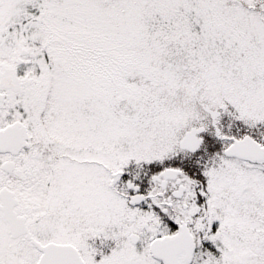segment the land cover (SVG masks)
I'll return each instance as SVG.
<instances>
[{"label": "snow or ice", "instance_id": "obj_1", "mask_svg": "<svg viewBox=\"0 0 264 264\" xmlns=\"http://www.w3.org/2000/svg\"><path fill=\"white\" fill-rule=\"evenodd\" d=\"M0 264H264V0H0Z\"/></svg>", "mask_w": 264, "mask_h": 264}]
</instances>
